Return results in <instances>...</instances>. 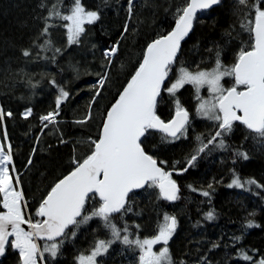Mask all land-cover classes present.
Wrapping results in <instances>:
<instances>
[{
  "label": "snow or ice",
  "instance_id": "1",
  "mask_svg": "<svg viewBox=\"0 0 264 264\" xmlns=\"http://www.w3.org/2000/svg\"><path fill=\"white\" fill-rule=\"evenodd\" d=\"M220 4L221 0H183L177 5L169 28L160 30L146 42L141 58L128 71L113 102L100 110V99L110 83L120 40L103 49L104 60L101 71L95 74L97 79L84 81L76 90L89 95L86 111L71 122L80 126L91 124L96 120L95 106L99 115L95 137L89 135L71 141L74 147L66 174L60 173L53 179L37 203L31 206L32 211H29L21 187V173L15 167L13 145L4 132V139L0 141V264H5L9 258L12 264H62L65 246L75 248L78 236L88 229L93 233L101 230L106 238L97 236L87 249H77L73 264H104L109 249L116 243L121 245V255L125 249L134 254L133 264H187L182 258L174 261L168 246L178 228L176 215L163 213L154 234L143 236L141 225L135 219L130 224L127 217L140 215L133 210L135 190L155 193L157 199L178 200L180 188L173 174L194 168L199 159L214 151H228L231 148L229 138L235 129H245L256 144L264 147V0H235L232 14L239 31L235 37L226 32L230 38L223 44L216 43L214 51L206 49L211 53V67L200 66L204 58L199 62L183 58L182 42L191 38L198 13L204 15ZM61 6V0L51 4L39 0L38 8L46 14L36 17L42 26L30 45L21 49L24 58L55 65L62 48L54 43L50 29L60 26L66 31L67 45L80 44L82 37L87 35V26L101 22V9L86 7L82 0H70L63 11ZM134 7V0H126L121 38L129 30ZM229 54L231 62L225 63ZM69 67L73 78L79 79L80 69L75 65ZM225 78H229L227 86ZM29 83L32 84L31 78ZM48 83L56 90L54 107L38 116L40 133L35 139L39 142L40 134L48 129L56 135L59 144H67L70 141L65 139L61 127V110L75 93L66 89V81L50 78ZM185 85L192 88L194 114L177 95ZM35 86L32 84L33 88ZM202 90H206L207 95L202 94ZM162 105L169 106L167 116L162 113ZM13 115L11 109L0 105V123ZM20 115L30 117L32 108L25 107ZM197 117L208 122V131L192 137L191 150L182 159L162 157L166 146L188 140L192 120ZM79 144L87 145V150L77 154L75 145ZM238 160H249V154L233 148V165ZM31 164L29 155L27 165ZM230 173L228 188L251 191L254 186L264 190V183L255 177H242L235 167ZM213 182L207 184V190L191 184L187 187L208 198L210 203ZM248 215L253 217L255 212ZM203 218L214 220L215 209L209 207ZM93 223L96 227H92ZM244 226L259 227L251 218L245 220ZM242 239V236H234L233 244ZM158 244L162 246L154 251ZM218 247L217 243H211L209 251ZM251 251L253 255L239 248L236 256L248 264H264V256L254 260L257 250ZM195 264H212V261L203 253Z\"/></svg>",
  "mask_w": 264,
  "mask_h": 264
},
{
  "label": "trees",
  "instance_id": "2",
  "mask_svg": "<svg viewBox=\"0 0 264 264\" xmlns=\"http://www.w3.org/2000/svg\"><path fill=\"white\" fill-rule=\"evenodd\" d=\"M53 2L55 0H47L48 4ZM234 2L235 0H221L220 6L212 8L204 15H198L194 31L190 33L191 38H187V42L182 44L183 58L186 61L199 62L204 58L200 66H212L211 53L206 49L211 48L214 51L216 43L223 44L230 36L235 37L239 31L236 17L232 14ZM38 3L39 0H0V105L14 113L12 118L0 123V139H4L6 131L7 138L13 145L15 167L21 173V187L29 203V211L33 210L31 206L37 203L41 193L53 179L60 173L66 174L74 147L71 141L89 135L95 137L96 123L99 121L95 106L94 122L83 126L71 122L79 119L86 111L89 95L85 91L77 93L76 90L84 81L95 82L97 79L95 74L101 71L100 65L104 60L103 49L115 40H120L119 51L112 63L110 83L106 85L107 91L103 92V98L100 99V110L113 102L125 83L128 71L141 58L146 42L160 30L169 28L175 7L181 5L183 0H134V16L123 38L120 33L126 18V0H82L86 7L101 9V22L87 26V35L82 37L80 44L67 45L66 31L62 27L50 29L54 43L62 48V55L57 57L55 65L43 60L26 59L21 54V49L30 45L42 26V22L36 17L46 13L38 8ZM69 3L70 0H61V10ZM133 27L136 31H133ZM226 32L230 36H226ZM93 44L96 45L95 48L92 47ZM230 62L231 54L225 58V63ZM69 65L80 69L79 79L73 78ZM121 65L124 67L121 68ZM60 69H63L62 73ZM29 78L36 85L35 88L29 83ZM50 78H55L58 82L66 81V89L75 93L71 102L61 110V127L65 132V139L70 141L67 144H59L56 135L48 129H45V134H40L39 142L35 139L40 133L38 116L54 107L56 90L48 83ZM191 93L192 88L187 85L177 95L192 113L191 107L192 104L195 105V101ZM25 107L32 108V115L28 118L20 115ZM161 110L167 116L169 106L162 105ZM195 121L198 123L195 132L208 131L205 122ZM246 135L248 133L245 129H235L229 138L231 148L228 151H214L199 159L194 168L184 172L180 180H177L181 189L178 200L168 202L162 198L157 199L155 193L138 191L133 198V210L140 215L129 214V223L135 219L141 225V236L150 235L154 234L158 219H162L163 213L176 215L178 228L168 245L174 261L182 258L187 264H195L201 254L207 253L212 264H248L236 256L239 248L248 250L249 255H253L252 249L257 250L254 260L264 256V190L254 186L251 191L227 187L231 178L230 169L233 167L242 177H255L260 183H264V147L256 144L250 135L245 139ZM193 136L190 130L188 140L166 146L161 156L172 160L182 159L191 150ZM75 147L77 154L87 150L85 144ZM233 148L247 151L249 160H238L233 165ZM29 155L32 157L31 165H27ZM209 182H213L210 203L208 198L187 187L191 184L197 189L207 190ZM209 207L216 211V218L212 221L203 218V213ZM251 212H255L253 217L248 215ZM248 218L254 219L259 227L245 228V220ZM92 227L96 225L93 223ZM97 236L106 238L101 230L93 233L88 229L80 234L75 241V248L72 245L65 247L62 264H70L76 250L86 249ZM234 236H242L243 239L233 244ZM211 243H217L219 247L209 251ZM161 246L158 245L156 251ZM120 249L119 243L113 244L104 264H133L134 254L125 249L121 255ZM5 264H12V258Z\"/></svg>",
  "mask_w": 264,
  "mask_h": 264
},
{
  "label": "flooded vegetation",
  "instance_id": "3",
  "mask_svg": "<svg viewBox=\"0 0 264 264\" xmlns=\"http://www.w3.org/2000/svg\"><path fill=\"white\" fill-rule=\"evenodd\" d=\"M228 80H229V78H225V84H227V82H228ZM191 110H193V107H191ZM190 111V110H189ZM191 112V111H190ZM196 124L198 125V123H196V121L193 123V126L195 127V130H197L196 128ZM193 132V131H192ZM184 174V173H183ZM183 174H181V175H179L178 176V180H180V178L183 176ZM66 246H70V245H66ZM65 246V247H66ZM88 247H86V249H87ZM76 253H74L73 254V256H72V259L70 260V264H73V257H74V255H75Z\"/></svg>",
  "mask_w": 264,
  "mask_h": 264
},
{
  "label": "rangeland",
  "instance_id": "4",
  "mask_svg": "<svg viewBox=\"0 0 264 264\" xmlns=\"http://www.w3.org/2000/svg\"><path fill=\"white\" fill-rule=\"evenodd\" d=\"M226 86H227V84H225ZM205 91V92H204ZM202 94H204V95H207V92H206V90H202ZM189 105H191V103L189 104ZM192 107H193V104H192ZM204 133V132H203ZM0 141H1V139H0ZM159 245V244H158Z\"/></svg>",
  "mask_w": 264,
  "mask_h": 264
},
{
  "label": "water",
  "instance_id": "5",
  "mask_svg": "<svg viewBox=\"0 0 264 264\" xmlns=\"http://www.w3.org/2000/svg\"><path fill=\"white\" fill-rule=\"evenodd\" d=\"M216 7V6H213V8ZM212 9V8H211ZM210 10V9H209ZM199 14V13H198ZM135 191H138V190H135ZM25 229H27V225H24Z\"/></svg>",
  "mask_w": 264,
  "mask_h": 264
},
{
  "label": "bare ground",
  "instance_id": "6",
  "mask_svg": "<svg viewBox=\"0 0 264 264\" xmlns=\"http://www.w3.org/2000/svg\"><path fill=\"white\" fill-rule=\"evenodd\" d=\"M122 59V58H121Z\"/></svg>",
  "mask_w": 264,
  "mask_h": 264
}]
</instances>
